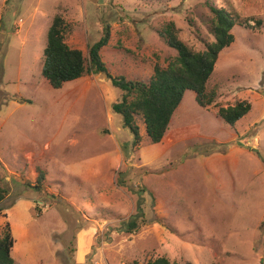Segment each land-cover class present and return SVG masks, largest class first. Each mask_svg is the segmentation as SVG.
Returning a JSON list of instances; mask_svg holds the SVG:
<instances>
[{"label": "rangeland", "instance_id": "rangeland-1", "mask_svg": "<svg viewBox=\"0 0 264 264\" xmlns=\"http://www.w3.org/2000/svg\"><path fill=\"white\" fill-rule=\"evenodd\" d=\"M207 3L248 27L235 25L218 55L213 104L185 91L159 143L140 117L133 143L112 110L122 92L103 74L60 89L41 75L60 16L65 44L85 58L109 26L110 75L147 82L176 57L158 34L167 23L194 52L213 41ZM239 101L250 109L231 127L217 109ZM0 187L13 264H264V0H0Z\"/></svg>", "mask_w": 264, "mask_h": 264}, {"label": "trees", "instance_id": "trees-1", "mask_svg": "<svg viewBox=\"0 0 264 264\" xmlns=\"http://www.w3.org/2000/svg\"><path fill=\"white\" fill-rule=\"evenodd\" d=\"M152 2H170L173 0H150ZM212 14L209 22L211 43H206L204 50L194 52L178 38L179 30L174 23H167L158 34L164 43L177 54L173 62L167 67L155 65L153 74L147 82L126 80L124 77H114L109 73L101 59L100 51L108 44L109 26L103 29L100 39L87 47V58L82 51L71 49L64 42L65 23L60 16H56L47 32L46 44L43 50L41 75L52 89H60L66 82L77 80L84 75L103 74L111 85L119 89L122 94L112 105V110L122 119V125L133 136V143L140 142L137 117L143 121L146 136L152 144L162 141L169 122L175 110L182 101L185 91L190 90L200 107H209L215 99V92H206V83L213 72L219 53L229 47L234 36L231 33L235 25L248 27L238 15L233 17L221 8L207 3ZM255 25L261 27V22ZM250 109L249 103L239 101L234 106L219 107L218 116L229 126L233 127ZM36 178L33 189L41 191L45 180V173L35 168ZM123 183L120 175L119 182ZM29 184V183H28ZM6 194L0 187V203ZM140 205V204H139ZM141 214H137L126 221L128 232L138 228L137 222ZM13 246L8 224L0 231V264H13L10 255ZM132 264H138L133 262ZM146 264H177L171 263L165 257L149 259ZM191 264V263H186Z\"/></svg>", "mask_w": 264, "mask_h": 264}]
</instances>
